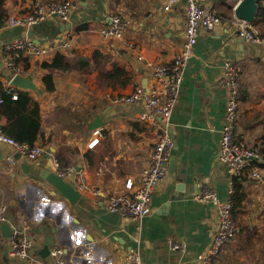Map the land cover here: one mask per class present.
I'll use <instances>...</instances> for the list:
<instances>
[{
	"label": "crops",
	"instance_id": "0c3cea01",
	"mask_svg": "<svg viewBox=\"0 0 264 264\" xmlns=\"http://www.w3.org/2000/svg\"><path fill=\"white\" fill-rule=\"evenodd\" d=\"M35 1L4 0L8 18L0 28V97L8 87L17 88L11 84L14 74L4 63L5 45L26 31L42 45L70 40V48L59 49L65 54L107 57L105 67L114 75L105 78L97 70L85 74L77 69L58 73L55 90L49 92L42 79L47 72L42 63L51 61L57 52L52 57L25 53L19 60L37 85L29 90L43 117L35 144L45 151L36 160L21 155L12 165L7 156L15 155V149L0 141V206L7 205L12 229L27 222L26 232L33 240L28 256L20 257L13 252L10 236L4 237L0 229V264H29L31 257L54 262L51 253L46 258L39 255L48 237L51 252L65 248L64 257L70 264H120L125 253L137 246L146 264H198L218 223L217 208L197 197L206 186L215 187L222 200H233L235 219L241 226L215 256L214 264H264V183L247 173L238 178L235 194L236 178L217 155L229 94L228 87L220 83L227 60L242 65L236 131L246 145L264 148V48L235 35V7L240 0L205 1L224 21L213 30H201L193 46L170 120L177 149L175 165L171 167L170 158L151 213L141 220L110 212L108 197L124 188L128 176L139 174L149 164L164 121L158 116L141 119L142 102L115 104L112 99L130 93L139 83L150 85L146 60L167 63L182 49L186 41L184 5L166 11V0H131L126 10L123 0H80L68 20L49 17L28 29L8 24L11 15L31 12ZM113 13L129 21L122 40L104 39L100 33ZM254 26L264 32V23ZM139 55L144 59L139 60ZM114 64L125 73L116 74ZM105 114L109 116L102 125L91 127L97 116ZM97 127L104 137L88 148ZM55 161L77 171L87 170L75 205L42 177L48 171L57 174ZM260 166L264 174L263 151ZM66 180L75 186L74 177ZM180 183L183 190L178 191ZM171 241L183 243V248L172 249Z\"/></svg>",
	"mask_w": 264,
	"mask_h": 264
},
{
	"label": "built area",
	"instance_id": "2783aa9c",
	"mask_svg": "<svg viewBox=\"0 0 264 264\" xmlns=\"http://www.w3.org/2000/svg\"><path fill=\"white\" fill-rule=\"evenodd\" d=\"M80 0H36L31 12L26 14L11 15L8 24L21 26L26 29L49 18L57 16L62 20H68L72 10ZM206 0H166L164 10L170 11L174 7L184 5L185 10V34L186 41L182 49L170 62L146 60L145 65L151 70L152 81L150 85L137 84L128 94H120L113 97L115 104H136L142 102L144 111L141 119L148 120L160 117L164 121V127L154 144L150 162L137 175H130L125 181L124 188L113 192L108 197L107 207L110 212L119 213L127 218L141 220L151 213L153 197L161 187L168 174V167L174 147V139L170 132V120L174 107L179 100L183 76L189 58L193 54V46L197 43L201 30H213L224 21L223 15L205 5ZM129 21L120 13H113L110 22L104 25L100 33L104 39H123ZM235 35L264 48V32L252 23L238 19L236 21ZM72 46L70 40L62 44L42 45L29 37H19L5 45V65L12 75L26 74V69L19 64L23 54H32L39 57H52L59 49H68ZM143 60L142 55L138 56ZM224 74L220 83L229 89L225 124L221 130V138L218 147V159L226 163L229 173L233 178L245 176L264 183V174L260 162L262 151L259 146H248L239 137L236 126L239 117V105L242 98L241 77L242 65L233 60H227L224 66ZM13 76V77H14ZM12 77V78H13ZM11 78V80H12ZM7 93L12 99H18V92L13 87H8ZM0 102L3 98L0 97ZM101 127L92 131V137L87 147L94 148L104 134ZM0 141L13 147L15 152L26 155L29 159L36 160L42 156L45 148L41 145H31L27 142H19L8 135L0 124ZM8 161L15 165L13 154L7 156ZM57 174L66 179L74 177L77 189L85 186L86 169L76 170L73 166L63 165L55 161ZM199 200L212 203L217 208L218 223L213 233L212 241L206 251L200 255L198 264H214V258L221 252L227 242L232 240L240 232L241 226L235 219L234 205L231 199L222 200L215 187L206 186L197 196ZM7 205L0 206V222L7 221ZM28 224L25 221L22 227H13L10 236L13 252L20 256H28V250L33 240L27 234ZM140 244V241H138ZM172 249H182L183 243L171 241ZM54 262L43 261L37 257H31L29 264H70L64 257L65 248L57 247L51 252ZM120 264H146L139 247L130 248L124 255Z\"/></svg>",
	"mask_w": 264,
	"mask_h": 264
},
{
	"label": "trees",
	"instance_id": "16d2710c",
	"mask_svg": "<svg viewBox=\"0 0 264 264\" xmlns=\"http://www.w3.org/2000/svg\"><path fill=\"white\" fill-rule=\"evenodd\" d=\"M259 8L254 25L264 23V0H258ZM8 18V13L4 7V0H0V28ZM84 28V25L77 30ZM107 57L94 54L92 57H83L72 52L65 54L57 52L51 61H44L42 67L46 73L42 79L45 90H55V75L58 73H67L74 69L81 70L83 73H91L97 70L101 77H111L114 75L112 70L106 69ZM116 74H124L125 69L114 64L113 68ZM18 99H12L11 94L4 91L1 95L3 102H0V120L4 119L2 128L4 131L19 142L35 144L43 126V117L39 102L30 94L29 90L16 88ZM264 152V148H261ZM238 178L234 183V193L238 192ZM234 199V198H233ZM233 201V200H232Z\"/></svg>",
	"mask_w": 264,
	"mask_h": 264
},
{
	"label": "water",
	"instance_id": "95a60500",
	"mask_svg": "<svg viewBox=\"0 0 264 264\" xmlns=\"http://www.w3.org/2000/svg\"><path fill=\"white\" fill-rule=\"evenodd\" d=\"M259 8L258 0H240L239 3L235 7V16L240 20H245L249 23H253L256 19L257 12ZM30 33H24L22 37H29ZM11 84L17 88L25 89V90H33L37 89V85L34 83L32 77L30 75H23L21 73L16 74L12 80ZM110 109V107H107V110ZM109 115L105 114V117L99 115L96 117V121L91 123V127L93 126H99L102 125L104 120ZM176 146L172 149V155H171V167L173 168V165H175V156H176ZM15 159H20L21 153L16 152L14 155ZM0 159H1V152H0ZM25 167V165L23 164ZM42 177L48 181L51 185H53L57 192H59L61 195H63L66 199L69 200V202L72 205H75L80 197L81 192L68 180L60 177L58 174H56L54 171H48L46 173H43ZM178 191L183 190V183H180L178 186ZM175 199V197L173 198ZM0 229L3 233L4 237H9L12 234V226L8 221H4L0 223ZM30 253H34L33 250L30 251ZM51 253V240L48 237L46 239V242L42 249L39 251V255L42 258H46Z\"/></svg>",
	"mask_w": 264,
	"mask_h": 264
},
{
	"label": "rangeland",
	"instance_id": "374dc122",
	"mask_svg": "<svg viewBox=\"0 0 264 264\" xmlns=\"http://www.w3.org/2000/svg\"><path fill=\"white\" fill-rule=\"evenodd\" d=\"M118 1V0H117ZM124 3L122 4V6L126 7V10H129L130 5H129V1L131 0H123ZM121 14V13H120ZM125 19H127L125 16H123Z\"/></svg>",
	"mask_w": 264,
	"mask_h": 264
}]
</instances>
